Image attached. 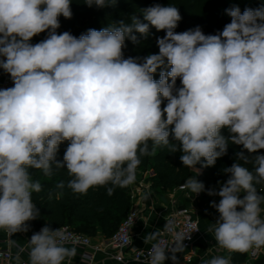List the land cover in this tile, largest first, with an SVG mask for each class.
Returning <instances> with one entry per match:
<instances>
[{"label":"clouds","instance_id":"1","mask_svg":"<svg viewBox=\"0 0 264 264\" xmlns=\"http://www.w3.org/2000/svg\"><path fill=\"white\" fill-rule=\"evenodd\" d=\"M116 2L85 0L98 9ZM71 4L0 0V69L13 82L0 89V230L26 233V222L41 215L33 193L42 185L30 170L52 176L66 169L72 193L104 186L111 196L116 187L135 183L142 158L157 148L182 153L183 166L197 169L214 166L232 144L241 150L223 169L226 181L206 189L196 175L182 187L220 198L210 202L219 215L207 229L219 248L245 253L264 247V190L257 187L264 186V154H258L264 149V4L225 9L231 20L215 34L200 26L177 32L178 7L154 3L140 10L142 20L133 15L131 23L119 20L79 37L57 31L61 16L72 18ZM150 27L165 33L156 40L158 53L125 58L126 40L140 44L136 34L147 37ZM40 33L47 35L31 43ZM164 229L171 246L153 243L142 264H177L176 253L185 251L190 235L174 231L172 221ZM160 235L148 233L145 244ZM69 240L61 228L45 225L25 247L12 242L15 260L73 264L77 249L66 246ZM201 264H231V257L202 258Z\"/></svg>","mask_w":264,"mask_h":264},{"label":"trees","instance_id":"2","mask_svg":"<svg viewBox=\"0 0 264 264\" xmlns=\"http://www.w3.org/2000/svg\"><path fill=\"white\" fill-rule=\"evenodd\" d=\"M231 2L238 4L241 12L245 8L255 9L264 4V0H117L115 6L98 9L88 7L85 0H72L73 16L71 19H65L61 16V27L57 31L58 33L69 31L79 37L81 33L90 28L100 30L109 25H114L119 20L131 23V16L136 15L142 20L143 16L140 10L154 3H160L164 6L170 4L178 7L182 20L178 23L177 32L200 26L204 33L215 34L217 31H222L225 24L230 22V17L225 21L222 18L228 16L225 9L230 8L229 4ZM216 13H219L222 18L215 17ZM46 35L47 33H40L34 36L31 43H38ZM136 35L141 42L137 45L126 40L125 58L158 53L156 40L163 37L165 33L150 27L147 37L140 36L138 33ZM154 78L159 79V70ZM177 85L179 86V79ZM223 132L226 136L228 135L226 129ZM67 146L68 141L60 145L57 154L58 160L63 159ZM149 146L151 148V141ZM240 150L241 146L229 144L227 154L217 159L213 172L207 174V167L201 170L202 173L197 180L202 182L206 189L209 187L203 181L205 178L209 179L208 184H214L218 187V182H224L227 179L223 169L236 162L235 155ZM181 154L180 152L169 153L166 148H157L154 155L142 158L138 168L148 165L151 167L152 174L147 177V180L151 183L152 188L173 189L184 184L191 175L190 168L184 167L180 161ZM258 154H264V149L259 150ZM246 167L251 169L252 165L248 164ZM216 170L221 175L219 178L214 177ZM30 171L33 173V180H38L42 185L40 193H33V202L40 209L41 215L36 220L26 222L30 225V231L37 230L45 225L50 226L52 229L61 225H69L75 231L91 237L99 234L109 237L117 229L130 207L129 186L125 188L116 187L111 196L107 194L104 186L90 188L86 194H74L66 187L67 181L71 179L66 169L58 170L52 176H45L40 170ZM61 182L65 184V187H59ZM257 187L264 190V186ZM202 194L204 195L206 192H202ZM197 205L203 206L206 205V202L199 199ZM212 209L214 215L218 216L216 210ZM244 259V253H231L232 264H241Z\"/></svg>","mask_w":264,"mask_h":264},{"label":"built area","instance_id":"3","mask_svg":"<svg viewBox=\"0 0 264 264\" xmlns=\"http://www.w3.org/2000/svg\"><path fill=\"white\" fill-rule=\"evenodd\" d=\"M13 86V82L8 74H5L0 81V89H6ZM181 184L173 188V192L180 191L187 199L188 203L183 204L178 200H173L171 207L164 214L162 224L159 228L161 233L157 241H151L146 247H135L131 245V229L137 222L145 204L146 197H150L151 183L147 180L144 174L139 173L136 176L134 184L129 185V199L130 207L124 219L120 222L117 229L106 238L101 240H93L87 234L75 231L69 225H61L57 228L64 230L69 236L70 240L66 245L81 249L79 253V263L73 264H91L93 258L98 253H103L112 259L116 264H142L146 258L147 253L150 251L153 243H161L162 247H170L172 244V235L168 233L164 226L167 221H172L174 224V231H183L190 235V239L184 241L186 247L183 253H176L177 264H193L194 259V242L201 237V229L199 219L195 214V205L198 202L199 195H192L189 190L182 187ZM264 207V205H262ZM264 216V213H262ZM42 227L34 231L26 232L27 239L29 240L34 232H38ZM55 228V229H57ZM12 237L4 231V237L0 239V259L2 264H17L15 257L16 254L12 252L11 246ZM110 250H113L112 252ZM264 247L259 249L252 248L245 252V263L251 264L262 253ZM166 255L170 256L171 253L166 251ZM27 261L25 258H21ZM165 263L173 264L170 259Z\"/></svg>","mask_w":264,"mask_h":264},{"label":"crops","instance_id":"4","mask_svg":"<svg viewBox=\"0 0 264 264\" xmlns=\"http://www.w3.org/2000/svg\"><path fill=\"white\" fill-rule=\"evenodd\" d=\"M6 73L0 69V81L4 77ZM152 174V170L149 173ZM148 175V176H150ZM138 176V173L137 175ZM148 177L147 175H145ZM173 200H178L180 203L187 204L188 201L184 197L183 193L180 191L173 192L172 189H162V188H151L150 197H146L144 208L135 223L134 227L131 229V245L135 247H146L151 242L149 241L147 244L144 242V237L151 232L158 231L161 224L164 214L171 207ZM195 205V214L199 219L200 229H201V237H199L193 244L194 248V259L193 264H201V259H211L214 256H224L231 257V253L227 250L221 249L216 244L213 233L208 232L207 229L214 223L218 216L214 215L213 209L209 205L199 206ZM4 237V231L0 230V239ZM93 240H101L106 238L102 235H97L92 237ZM27 235L26 233H15L12 237V242L15 241L21 247H25L27 245ZM16 244L11 246L12 252L17 254L18 248ZM1 246L3 243L0 244ZM67 247H72L66 245ZM77 249V256L73 259V263H79V253L81 249ZM111 252L113 250H110ZM21 258L27 259V252L21 253ZM0 264L2 261L0 259ZM91 264H116L112 259L106 256L103 253H98L94 256ZM168 264V263H165ZM232 264V262H231ZM241 264L245 263V259ZM251 264H264V250L263 253Z\"/></svg>","mask_w":264,"mask_h":264},{"label":"rangeland","instance_id":"5","mask_svg":"<svg viewBox=\"0 0 264 264\" xmlns=\"http://www.w3.org/2000/svg\"><path fill=\"white\" fill-rule=\"evenodd\" d=\"M233 5H236V6H238V4H236L235 2H231L230 4H229V6L230 7H232ZM215 17H221L220 15H219V13H216L215 15H214ZM229 16H223V20L225 21L227 18H228ZM208 31V30H207ZM210 32V31H209ZM213 32H215V31H213ZM206 34V33H205ZM148 55V54H147ZM223 134L225 135V132H223ZM215 169V165L214 166H211V167H208V170L206 171L207 172V174H211L212 172H213V170ZM190 170H191V175H190V177H193V176H196V178H198L200 175H201V170H200V174L198 175V168L197 169H195V168H190ZM150 171H151V167L148 165V166H146V167H143V168H137V173L139 174V173H141V174H144V175H150L149 173H150ZM221 175L219 174V172L216 170L215 172H214V177H220ZM189 177V178H190ZM208 178H205L203 181L206 183V186H208L209 188H211V187H217L216 185H212V184H208ZM242 195L243 194H241V197H242ZM199 199H203V200H205V202H206V204L207 205H210V202L212 201V200H215L217 203L219 202V197L218 196H216V197H212V196H208L207 194H202V193H200V195H199V198H198V200Z\"/></svg>","mask_w":264,"mask_h":264},{"label":"water","instance_id":"6","mask_svg":"<svg viewBox=\"0 0 264 264\" xmlns=\"http://www.w3.org/2000/svg\"><path fill=\"white\" fill-rule=\"evenodd\" d=\"M196 168L200 169V170H204L205 168H201V165L200 164H197L196 165Z\"/></svg>","mask_w":264,"mask_h":264}]
</instances>
